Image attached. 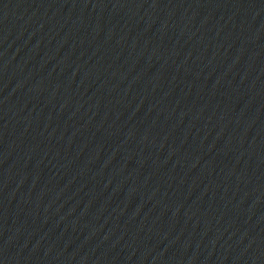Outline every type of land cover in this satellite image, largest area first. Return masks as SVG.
I'll return each instance as SVG.
<instances>
[{
    "label": "water",
    "instance_id": "95a60500",
    "mask_svg": "<svg viewBox=\"0 0 264 264\" xmlns=\"http://www.w3.org/2000/svg\"><path fill=\"white\" fill-rule=\"evenodd\" d=\"M0 264H264V0H0Z\"/></svg>",
    "mask_w": 264,
    "mask_h": 264
}]
</instances>
